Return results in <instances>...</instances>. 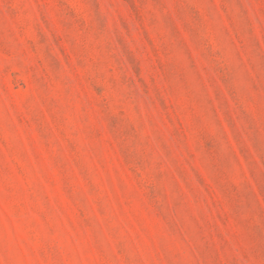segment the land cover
Here are the masks:
<instances>
[{
	"label": "rangeland",
	"instance_id": "rangeland-1",
	"mask_svg": "<svg viewBox=\"0 0 264 264\" xmlns=\"http://www.w3.org/2000/svg\"><path fill=\"white\" fill-rule=\"evenodd\" d=\"M0 264H264V0H0Z\"/></svg>",
	"mask_w": 264,
	"mask_h": 264
}]
</instances>
